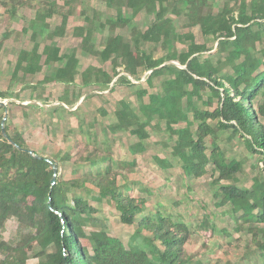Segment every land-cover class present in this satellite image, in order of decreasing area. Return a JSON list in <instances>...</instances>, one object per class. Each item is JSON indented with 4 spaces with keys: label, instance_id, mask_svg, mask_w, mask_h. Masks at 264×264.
Returning <instances> with one entry per match:
<instances>
[{
    "label": "trees",
    "instance_id": "16d2710c",
    "mask_svg": "<svg viewBox=\"0 0 264 264\" xmlns=\"http://www.w3.org/2000/svg\"><path fill=\"white\" fill-rule=\"evenodd\" d=\"M70 1L65 0V4L69 5ZM103 1L115 11L104 47L96 48L93 41L99 28L98 11L95 25L91 28L77 25L72 32L82 38V48L101 63L90 64L83 70V88L95 86L99 92H112L119 85H136L133 80L141 81L143 77L148 87H154L157 79L158 91L151 92L145 87L136 91L139 103L133 109L139 121L131 133L145 140L149 137L147 127H152L155 119L163 121L174 140L172 154L181 160L185 174L201 177L208 165L213 164V171L218 174L213 181L217 186L215 196L220 198L217 204L229 205L228 210L236 221L264 223V181L254 177L251 188L231 183L243 171L245 161L228 157L217 141L209 153L206 145V136L210 134L228 131L229 139L239 134L250 151L261 154L264 164V122L260 119L264 106L256 109L253 103L264 92V0H241L238 5L227 1L217 11L210 0ZM40 2L42 6L36 9L35 19L28 27L35 44L18 60L16 70L28 74L39 71L43 63L58 64L51 74L53 81L69 86L75 83L77 73L76 49L62 54L58 45L53 49L45 45L40 51L37 36L44 32L48 19L59 8L57 0ZM26 3L28 0H13L6 8L15 15L18 7ZM135 7L154 15L144 29L133 25L129 10ZM70 14L71 8L62 12V26H67ZM171 14L184 16L193 25L201 24L202 33L216 40V51L198 43L192 31L171 29L175 22ZM118 26H132L131 37L127 39L116 33ZM149 43L161 47L165 53L155 57L154 51L147 47ZM178 43L187 46L183 53ZM176 60L182 65L176 64ZM110 61L111 70L107 67ZM31 86L37 88L26 85ZM206 88L218 97L214 109L205 107L212 104L211 99L199 97ZM83 94L79 92L70 98L66 91L62 100L74 106ZM1 97L8 95L0 91ZM2 118L3 112L0 113V230L13 217L18 220L19 228L9 240L0 234V264H28L27 246L32 242L40 248L36 253L38 264H188L191 261L185 247L192 234L190 226L181 215L167 214L159 208L147 212L146 200L125 193L118 184L119 170L114 169L112 155H101L95 160L96 170H87L69 180L58 178L57 170L53 183L55 161L47 160L35 150L42 158L30 154L23 134L14 131L7 120L6 132L19 147L12 144L1 131ZM120 129L111 125L106 131ZM90 186L98 190L93 199L115 203L122 223H137L131 244L126 245L109 232L106 222L96 215L98 208L87 198L74 194L70 199V193L81 187L89 192ZM138 215H141L139 219ZM206 218L208 223L203 228L215 231L216 226ZM89 227L93 229L88 230ZM249 230L251 243L264 259V238L255 228Z\"/></svg>",
    "mask_w": 264,
    "mask_h": 264
},
{
    "label": "rangeland",
    "instance_id": "374dc122",
    "mask_svg": "<svg viewBox=\"0 0 264 264\" xmlns=\"http://www.w3.org/2000/svg\"><path fill=\"white\" fill-rule=\"evenodd\" d=\"M4 1L7 3L0 1V91L8 97H1L0 100L7 102V120L14 131L18 130L23 134L29 149L37 151L50 161L54 160L58 178L64 180L82 176L90 169L96 170L95 160L98 157L103 154L112 155L115 160L114 169L119 170L118 184L125 193L146 200L147 212L159 208L167 214L181 215L190 226L192 234L185 246L191 259L188 264H264L258 248L251 243L252 232L249 230L251 227L255 228L260 237L264 238V223L251 221L245 224L236 221L228 210L229 205L217 204L220 198L215 196L217 186L213 181L218 174L214 173L213 164L208 165L207 172L201 177L187 176L181 160L172 154L174 140L169 137L163 121L155 119L153 126L147 127L149 137L145 140L131 133L139 121L133 109L139 103L136 91L144 87L151 92L158 91L160 87L157 79L154 87H148L143 77L141 81L133 80L136 85H119L112 92H99L95 86L83 88V70L90 64L100 66L101 63L82 48V38L73 35V28L77 25L91 28L97 22L98 11L99 28L94 32L93 41L96 48L102 49L115 11L103 0H71L69 5L65 4V0H57L58 12L48 19L46 29L37 36L36 41L40 44L41 52L45 45H50L52 49L58 45L62 54L76 49L75 83L66 86L51 82V73L56 67L45 65L35 74L16 70L18 58H24L25 53L35 44L31 38L32 30H28V27L35 19L36 9L42 6V0H28V3L18 7L15 15H11L6 8L11 6L13 0ZM227 1L231 5H238L241 0H210L215 11ZM69 8L71 14L65 27L61 25L62 12ZM129 14L133 17V25L141 29L154 19V15H147L141 7L129 10ZM170 16L175 19L171 29L192 31L198 43L208 48L214 47L212 52L216 51V40L213 36L202 33L201 24L193 25L184 16ZM131 27L118 26L116 33L129 39ZM6 34L8 36L5 37ZM147 47L154 51L155 57L165 53L161 47H155L152 43ZM186 47L185 44L178 43L181 52ZM258 48L261 45L258 44ZM258 56L261 57V54L258 53ZM181 58H184V54H181ZM174 62L182 65L181 61ZM112 65L111 61L108 62V69L111 70ZM34 84L37 85L35 89L33 86L26 87ZM66 91L70 93V98L79 92H83L85 97L97 94L86 99L81 97L74 106L68 105L66 108L61 104ZM33 97L40 99L38 103L43 106L33 100ZM199 97L211 99L212 104L205 106L207 109H214L218 105V97L213 96L209 88L200 91ZM148 99L146 95L144 100L147 102ZM253 103L256 109L264 106V92ZM2 112L4 114L5 109H0V113ZM260 119L264 122V114L260 113ZM212 120L215 121H210ZM111 125H118L121 129L116 132L106 131ZM229 135L230 132L223 131L206 136L207 152L211 151L217 141L225 148L228 157L245 161L243 171L231 183L251 188L254 177L259 176L264 181L261 154L250 151L239 134L232 139H229ZM90 188L89 192L84 187L75 190L70 193V199L74 194L87 198L98 208L96 215L106 222L109 232L119 236L126 245L131 244V235L137 228V223H122L115 203L109 199L101 202L93 199L92 195H97L98 190L92 186ZM140 217L138 215L137 219ZM206 217L210 224L216 226L215 231L210 227L203 228V224L208 223L205 222ZM18 228L19 222L13 217L6 222L0 234L5 240H9L16 236ZM90 229L93 227L88 228ZM27 250L28 264H38L36 253L40 251L39 246L32 242Z\"/></svg>",
    "mask_w": 264,
    "mask_h": 264
},
{
    "label": "water",
    "instance_id": "95a60500",
    "mask_svg": "<svg viewBox=\"0 0 264 264\" xmlns=\"http://www.w3.org/2000/svg\"><path fill=\"white\" fill-rule=\"evenodd\" d=\"M0 106H2V107L5 108V112H4V114H3V118H2V121H1V131H2L3 135H4L7 139H9V141H10L12 144L18 146V145H17V144H16V143L10 138V136H9L8 133L6 132V122H7V119H8V107H7V102H5V101H3V100H0ZM18 147H19V146H18ZM27 150L29 151L30 154H32V155H34V156H36V157H38V158H42L41 155L35 153L33 150H31V149H27ZM47 160H49V159H47ZM57 170H58V168H57V165H56V163H55V164H54V171H55V174H54V177H53V179H52V182H53V183L56 182V177H57V173H56V172H57Z\"/></svg>",
    "mask_w": 264,
    "mask_h": 264
},
{
    "label": "crops",
    "instance_id": "0c3cea01",
    "mask_svg": "<svg viewBox=\"0 0 264 264\" xmlns=\"http://www.w3.org/2000/svg\"><path fill=\"white\" fill-rule=\"evenodd\" d=\"M18 60H19V58H18ZM18 60H17V62H18ZM45 65H46V64L43 63V64H42V68H43ZM47 66H50V65H47ZM57 66H58V64H55V65H52L51 67H57ZM18 67H19V65L17 64V65H16V68H18ZM42 68H41V69H42ZM41 69H40V70H41ZM55 69H56V68H55ZM55 69H54V70H55ZM40 70H39V71H40ZM54 70H53V71H54ZM53 71H52V72H53ZM24 73H25V72H24ZM28 74H35V73H28ZM51 74H52V73H51ZM51 80H52L51 82H55V81H53V79H51ZM56 83H62V82H56ZM62 84H64V83H62ZM34 85H36V84H34ZM71 94H72V92H71ZM31 96H34V95L31 94ZM82 98L85 99V94H83ZM62 99H63V98H62ZM80 99H81V98H80ZM80 99H79V100H80ZM33 100H36L37 103H38V101H39L40 99H36V98L33 97ZM61 101H62V103H61V102H59V103H61L63 106H65V107L67 108V107H68V104L65 103L63 100H61ZM59 103H58V104H59ZM38 104H40L41 106H43V104L40 103V102H39ZM62 105H61V106H62ZM63 106H62V107H63ZM4 109H5V108H4Z\"/></svg>",
    "mask_w": 264,
    "mask_h": 264
}]
</instances>
